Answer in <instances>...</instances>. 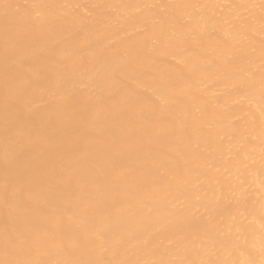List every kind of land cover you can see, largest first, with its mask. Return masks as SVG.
<instances>
[{
	"label": "bare ground",
	"instance_id": "1",
	"mask_svg": "<svg viewBox=\"0 0 264 264\" xmlns=\"http://www.w3.org/2000/svg\"><path fill=\"white\" fill-rule=\"evenodd\" d=\"M0 264H264V0H0Z\"/></svg>",
	"mask_w": 264,
	"mask_h": 264
}]
</instances>
